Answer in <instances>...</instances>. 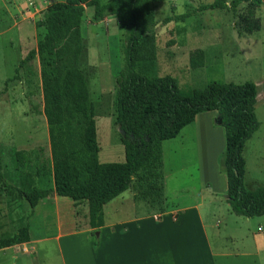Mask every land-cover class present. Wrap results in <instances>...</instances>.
<instances>
[{
    "label": "rangeland",
    "instance_id": "obj_1",
    "mask_svg": "<svg viewBox=\"0 0 264 264\" xmlns=\"http://www.w3.org/2000/svg\"><path fill=\"white\" fill-rule=\"evenodd\" d=\"M98 1L105 3L108 0ZM212 1L147 0L146 6L153 13L155 59L146 74L170 76L185 91L203 88L210 82H251L255 85L257 127L242 151L243 185L251 190L264 185V5L253 8L249 6L250 0H238L232 7L234 0H225L223 9L202 8ZM48 4L49 0H0V239L10 238L19 228L27 226L31 240L25 243L27 245L0 249V264H62V261L88 264L87 260L91 259L85 256L84 235L76 229L86 226L84 201L74 203L51 192L50 197L41 199L30 209L17 192L33 187L53 189L42 115L40 65L36 57L24 60L44 34L40 23ZM180 15H184L182 21L162 22L164 18ZM242 18L255 22L258 29L250 33L244 31ZM80 36L82 50L78 68L94 110L97 160L99 163L123 162V148L119 142L121 132L113 124L114 79L123 65V31L113 15L105 12L100 19H94L92 8L84 7ZM196 49L203 52V64L191 69L188 55ZM204 123H207L206 117L198 118L194 124L183 127L176 137L161 143L166 195L173 208L192 204L197 196L205 195L203 182L215 176L213 165L222 167L217 132ZM211 125H215L214 118ZM152 183L154 190L145 193L147 186L138 175L121 199L103 207L105 228H109L102 231L100 248L93 256L95 264H162L161 260L171 261L176 257L177 249L172 243L154 242L162 237L171 238L173 231L157 234L149 229L148 221L143 222V230L138 235L131 230L132 236L126 245L109 235L113 230L111 225L116 221L124 222L130 215L141 214L135 204H140L142 210L163 207L159 181L152 180ZM114 205L122 209L115 216L111 212ZM230 219L236 223L226 221L219 231L235 234L231 228L241 227L247 242L264 236V223L258 219L242 222L243 217L233 214ZM257 227L261 232L256 231ZM74 228L77 231L68 233ZM59 230L64 234L63 239L55 243L52 237ZM224 241L229 250L223 249L225 255L215 258L218 264H264V247L259 258L241 257L240 241L222 239L220 244Z\"/></svg>",
    "mask_w": 264,
    "mask_h": 264
},
{
    "label": "trees",
    "instance_id": "obj_2",
    "mask_svg": "<svg viewBox=\"0 0 264 264\" xmlns=\"http://www.w3.org/2000/svg\"><path fill=\"white\" fill-rule=\"evenodd\" d=\"M237 2L232 1L231 6ZM146 5L147 0L49 3L40 23L44 34L24 59L36 57L40 65L42 115L53 189H19L18 195L30 209L51 192L74 203L84 201L93 248L97 246L98 228L103 225V205L125 192L133 178L139 175L140 181L147 186L145 193L154 190L152 180L159 181L158 191L162 197L161 143L176 137L183 127L193 122L195 115L203 112H215L214 123L222 128L221 168L225 174V201L230 212L246 218L264 214V185L251 190L243 185L242 151L257 127L255 85L251 82H210L203 88L185 91L170 76H148L146 71L155 59V33L153 13ZM260 5H264V0H250L249 6ZM84 7L92 8L94 19H100L105 12L113 15L123 31V65L114 79L113 93V124L121 132L119 142L124 158L119 163L97 160L94 110L78 68ZM202 8L223 9L225 0H213ZM171 18H164L162 22L182 21L184 15ZM241 21V27L248 33L258 29L255 22L246 18ZM202 64L203 52L200 49L191 51L189 68H199ZM28 241V228L24 226L14 236L0 239V249Z\"/></svg>",
    "mask_w": 264,
    "mask_h": 264
},
{
    "label": "crops",
    "instance_id": "obj_3",
    "mask_svg": "<svg viewBox=\"0 0 264 264\" xmlns=\"http://www.w3.org/2000/svg\"><path fill=\"white\" fill-rule=\"evenodd\" d=\"M257 96V94H256ZM207 118V123L203 124L209 126L210 129L217 132L218 141H220V154L223 152L224 142H223V132L221 128H218V125H211V119L215 117V112H203L195 115L193 122L198 118ZM198 122V121H197ZM196 124V123H195ZM218 126V127H217ZM214 133V132H213ZM212 134V133H210ZM213 135V134H212ZM173 139V138H172ZM164 142V141H163ZM162 158V155H161ZM161 174H162V198H163V207L160 209L157 206L153 209L142 210L140 204H135V209L140 210L141 214L138 216L130 215L124 222H120L119 220L115 222V224L111 225L113 229L111 234L112 237L117 238L119 242L124 241L125 245L129 243L131 235V230L134 235H138L143 230V222H149V229L157 234L164 233V231L170 230L172 232V237L165 239L164 237L158 238L155 243H172L176 247V257L171 261H163L162 264H218L215 258L218 255H225L222 253L224 250H229L226 248V243L224 241L223 244H220L223 240H228L229 242L233 240H238L241 242L242 252L239 255L241 257L245 256H254L259 258L261 253L260 250L264 248V236L260 239H254L249 242L246 240L247 235L242 231L241 227H232L231 230L235 234L228 232L229 235L224 234V232L219 231L220 225L223 224V227L226 225V221L235 224L236 222L231 221L230 214H232L229 210L228 204L225 201L226 194V183H225V174L218 164H214L215 168V176L208 179V181L203 182V189L205 195L197 196L192 204L176 208L170 204V200L166 195V183H165V173L163 171V163L161 162ZM178 191V190H177ZM180 192V191H179ZM54 194V193H53ZM123 194V193H122ZM122 194L113 198L108 204L114 202L117 198L121 199ZM54 196H56L54 194ZM48 197H50L48 195ZM40 201V200H39ZM123 201H128L124 199ZM72 202V201H71ZM73 204V203H72ZM107 204V203H106ZM105 204V205H106ZM103 205V207L105 206ZM121 205V204H120ZM103 207H102V220L103 225L98 228L97 236V246L93 248V237L91 236V229L88 227V219H87V208L85 210V219L86 226L82 225L79 228L81 230V234L84 235V240L86 242L85 256L91 258L88 261V264H95L93 256L98 252L100 246V239L102 235V231L105 228L104 217H103ZM133 207V208H134ZM122 211L121 207L114 205L112 207L111 212L115 216L117 213ZM126 210L125 212H127ZM146 215V216H144ZM234 215V214H233ZM225 216V217H224ZM235 216V215H234ZM240 217V216H238ZM236 218V217H235ZM243 221H249V218H256L258 221L264 223V214L258 217H243ZM73 220V218L71 219ZM150 220V221H149ZM237 220V219H236ZM109 228V227H106ZM105 228V229H106ZM73 229V228H71ZM70 230L69 232L77 231ZM192 230L191 234H187L188 231ZM257 232H261V228H256ZM64 235V234H63ZM60 233V230L52 237L55 243H58L63 236ZM255 235V234H254ZM83 239V237H82ZM31 240L27 242V244ZM24 243V245H27ZM231 244V243H230ZM23 245V244H21ZM228 246V245H227ZM263 248V249H262ZM23 251L25 249L23 248ZM61 254V251H60ZM229 255V254H228ZM161 263L160 260L157 261ZM62 264H65V261H62Z\"/></svg>",
    "mask_w": 264,
    "mask_h": 264
},
{
    "label": "water",
    "instance_id": "obj_4",
    "mask_svg": "<svg viewBox=\"0 0 264 264\" xmlns=\"http://www.w3.org/2000/svg\"><path fill=\"white\" fill-rule=\"evenodd\" d=\"M54 2V0H49V3H53Z\"/></svg>",
    "mask_w": 264,
    "mask_h": 264
}]
</instances>
